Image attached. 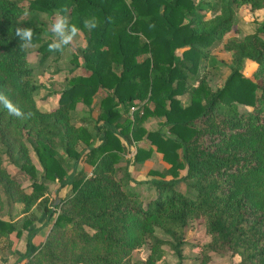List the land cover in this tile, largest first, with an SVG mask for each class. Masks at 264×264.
<instances>
[{"label":"trees","instance_id":"trees-1","mask_svg":"<svg viewBox=\"0 0 264 264\" xmlns=\"http://www.w3.org/2000/svg\"><path fill=\"white\" fill-rule=\"evenodd\" d=\"M245 5L256 11L264 0H0V128L11 135L0 144L31 180L30 192L15 180L4 182L7 199L23 203L18 223L0 217V238L26 231L24 253L14 264H133L132 251L148 237L151 255L142 264H155L162 245L183 264L186 227L199 217L210 239L197 264H211V253L238 255L234 264H264V22L224 43L232 66L220 87L211 88L198 72L206 50L231 30L235 11ZM65 7L84 45L72 57L75 70L55 108L42 111L16 29H33L43 62L53 53L52 40L43 38L37 16L26 15V8L51 15ZM93 16L100 24L90 31L84 21ZM245 61L254 64L251 76L243 74ZM99 94L97 116L75 123L77 104L92 110ZM149 117L161 119L158 129L144 125ZM24 132L33 136L41 180L26 149L15 150ZM134 143L135 153L127 156ZM155 152L165 167L146 173L157 194L144 201L128 167ZM80 161L92 168L90 175ZM45 180L58 183L56 193L68 188L51 200ZM181 180L194 196L177 189ZM35 208L45 221L54 215L39 244L40 228L27 216ZM155 228L169 239L155 237Z\"/></svg>","mask_w":264,"mask_h":264},{"label":"rangeland","instance_id":"rangeland-1","mask_svg":"<svg viewBox=\"0 0 264 264\" xmlns=\"http://www.w3.org/2000/svg\"><path fill=\"white\" fill-rule=\"evenodd\" d=\"M198 2L199 0H194ZM56 13L49 15L45 12H35L26 8V15H36L39 20V25L43 29L42 36L44 39L52 40V33L50 29V25L54 22L56 18ZM264 22V8L256 11H252L248 6H242L235 11L233 26L231 30L224 35V37L216 43V45L208 48L206 50L207 56L201 60L198 72L199 75H204L207 83L211 88L216 89L220 87L227 75L230 73V67L232 66L231 61V52L224 49L223 45L227 40L235 39L241 40L245 35H248L256 30V27L259 23ZM264 38V34H262ZM84 45V39L81 33L75 38L74 42L65 47L63 52L52 53L47 57V59L43 62L40 61L41 53H39L36 48L37 44H34V47L27 49V61L29 66L32 68L31 80L35 83L38 88L34 92V98L38 108L42 111H51L55 108L59 94L61 90L66 86L68 77L75 70L74 64L72 63V57L74 53L78 52V49ZM254 68V64L245 61L243 74L246 76H251V71ZM79 72H83L84 69L82 67L76 68ZM99 95L95 98V106H93L92 110H89L82 103L77 104L75 109L71 112L72 120L75 123H80L81 118L86 116H92L95 118L98 114V108L96 103L99 100ZM183 105L188 104L189 95H183L180 97ZM147 126L157 127L159 124L157 123V119H147ZM4 130L0 128V141L8 142L11 139V135L8 137V133H5ZM12 136L16 137L13 133ZM33 136L27 133H23V139L21 143H15V150L19 149L21 146L26 149V152L29 156V160L32 164L35 165L38 172V180H41V172L42 168L38 163L37 157L32 147ZM142 144V143H140ZM5 145L0 144L1 153H0V173L1 176L9 179H1L0 178V217L4 219L16 220L20 221L24 213L23 203L21 202H10L7 199L6 193L4 191V182L15 180L14 182L18 184L19 188L24 190L25 192L31 191V180L29 176L22 171L18 165L14 163H9L8 157L5 153ZM135 147L138 146V143H134ZM143 146H147L146 143L142 144ZM83 147L82 145L77 146V148ZM61 155L63 156V160H66V156L62 153L61 149H58ZM159 155H155L152 159V164L148 168L146 172H144L147 179L149 177L146 176V173L149 169L155 170H163L164 163L161 157H157ZM151 160V158L147 159ZM146 161V160H145ZM126 165L125 161H122L119 166L124 167ZM79 167H83L84 171L87 175L91 173L92 168L85 164L84 161L79 162ZM133 171V165L128 167V172ZM139 169V166L137 167ZM70 171V167H68ZM123 174L122 170H119L117 176H121ZM184 174V171H180V176ZM129 175H131L129 173ZM48 188V196L49 199L53 200L57 196H62L68 187H64L60 190L59 193H56V188H58V183L55 181L45 180L44 181ZM14 183V184H15ZM133 187L139 192L142 200L146 201L148 198L153 197L157 194V191L154 187H152L145 178L140 177L139 179L132 177ZM177 189L182 193L188 196H194L195 191L188 186V181L181 180L177 184ZM58 202L55 201L56 204ZM54 208V207H53ZM33 212L29 213L27 216H34V222L32 226L40 228V232L37 233L34 237L35 243L39 244L44 242L48 232L52 226V222L54 220V215L51 219L45 221L44 213L38 211L36 208L32 209ZM38 225V226H37ZM26 232V231H25ZM24 232V233H25ZM153 235L155 237L167 240L169 239L159 228H155ZM5 240V237L3 238ZM210 236L206 233L204 226V219L199 217L197 219H192L188 222V225L185 230V243L182 246V254L184 256L183 264H197L198 259L200 257V249L201 245L207 241H209ZM23 243H25L23 241ZM2 242L0 245V251L5 250L4 246H2ZM151 245L152 238H146V241L140 247L134 249L131 253V262L133 264H142V262L146 261L151 255ZM157 259L154 262L155 264H175L177 262V257L174 254L173 250L168 245H162L159 249V253L156 255ZM239 260L238 255H232L230 253H211L210 254V263L211 264H234Z\"/></svg>","mask_w":264,"mask_h":264},{"label":"clouds","instance_id":"clouds-1","mask_svg":"<svg viewBox=\"0 0 264 264\" xmlns=\"http://www.w3.org/2000/svg\"><path fill=\"white\" fill-rule=\"evenodd\" d=\"M67 8H63L56 13L54 22L50 25L52 33V41L48 45L49 52H63L64 48L71 45L80 33L81 29L77 25L70 23V19L64 13ZM100 21L95 17H91L84 21V27L93 30L99 27ZM16 36L19 38V47L27 50L34 47V32L31 28H17Z\"/></svg>","mask_w":264,"mask_h":264},{"label":"crops","instance_id":"crops-1","mask_svg":"<svg viewBox=\"0 0 264 264\" xmlns=\"http://www.w3.org/2000/svg\"><path fill=\"white\" fill-rule=\"evenodd\" d=\"M150 118L157 119V123L158 124L161 121V119L156 118V117H149L148 119H150ZM144 125L148 129H151V130L159 128V125L157 127H153V125L149 127V126H147L146 123H144ZM141 143L143 144V143H146V142L142 141ZM131 147L136 149L134 144H131ZM155 155H159L161 157V154L155 152L151 156V160H146V161H144L141 164L133 165V171H130L131 169H129V173L131 174L130 175V177H131L130 184L132 186H133L132 177L136 178V179L137 178L139 179L140 177H143V178L146 179V177H144L145 176L144 172H146L148 170V168L150 167V165L152 164V162H153L152 159L155 157ZM159 156H156V158L159 157ZM138 166H139V169H137ZM163 167H165V164L163 165ZM39 232H40V230L37 233H39ZM25 235H26V233H23L20 237H18L15 232H12V233H10L8 235L7 238H5V240L3 239L4 237L0 238V245H1V242H2V244H3L2 246H4V249H5V250H1L0 251V264H14L15 261L17 260V258L22 256V254L24 253V248H25V245H24L25 243H23V241L25 242Z\"/></svg>","mask_w":264,"mask_h":264},{"label":"built area","instance_id":"built-area-1","mask_svg":"<svg viewBox=\"0 0 264 264\" xmlns=\"http://www.w3.org/2000/svg\"><path fill=\"white\" fill-rule=\"evenodd\" d=\"M134 153H135V148H133V147L130 146V151H129V153L127 154V156H132ZM90 174H91V173H90ZM90 174H89V175H90Z\"/></svg>","mask_w":264,"mask_h":264},{"label":"water","instance_id":"water-1","mask_svg":"<svg viewBox=\"0 0 264 264\" xmlns=\"http://www.w3.org/2000/svg\"><path fill=\"white\" fill-rule=\"evenodd\" d=\"M57 201V200H56Z\"/></svg>","mask_w":264,"mask_h":264}]
</instances>
